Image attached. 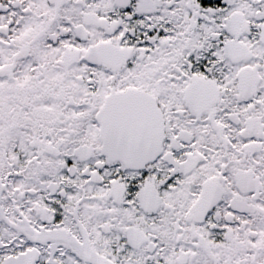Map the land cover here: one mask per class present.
I'll return each mask as SVG.
<instances>
[{"label":"snow or ice","instance_id":"6c2138e0","mask_svg":"<svg viewBox=\"0 0 264 264\" xmlns=\"http://www.w3.org/2000/svg\"><path fill=\"white\" fill-rule=\"evenodd\" d=\"M0 264H264V0H0Z\"/></svg>","mask_w":264,"mask_h":264}]
</instances>
